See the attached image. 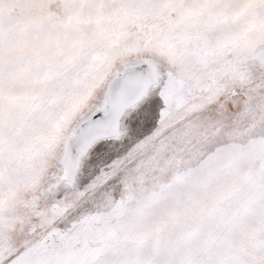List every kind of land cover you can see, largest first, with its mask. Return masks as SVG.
<instances>
[{"label":"snow or ice","instance_id":"6c2138e0","mask_svg":"<svg viewBox=\"0 0 264 264\" xmlns=\"http://www.w3.org/2000/svg\"><path fill=\"white\" fill-rule=\"evenodd\" d=\"M14 5L19 15L0 13V33L25 22L80 31L87 10L108 7L74 0L57 15L53 10L59 0H14ZM119 38L115 29L103 31L88 57L91 66L103 68L99 82L109 76L118 83L131 79L151 92L132 114L123 143L89 147L90 130L102 123L100 117L106 122L116 113L109 101L87 111L68 103L77 92L73 81L80 52L75 45L55 62L37 64V83L21 128L44 121L46 143L39 151L35 140L25 145L37 161L27 179L8 174L3 158L7 134L0 122V242L10 241L17 228L29 238L16 252L0 257V264H212L176 260L160 251L144 257L149 233L134 225L148 203L174 196L215 158L242 147L264 155V63L240 60L227 41L187 47L167 34L143 31L133 35L130 46L119 47ZM12 74L0 64V94ZM221 133L246 143L218 144ZM193 154L199 166L185 167ZM101 159L103 167L98 166ZM100 193L104 203L98 202ZM197 211L185 209L186 214ZM85 247L87 254L79 255ZM41 250L51 254L41 256Z\"/></svg>","mask_w":264,"mask_h":264},{"label":"rangeland","instance_id":"374dc122","mask_svg":"<svg viewBox=\"0 0 264 264\" xmlns=\"http://www.w3.org/2000/svg\"><path fill=\"white\" fill-rule=\"evenodd\" d=\"M72 2L59 0L60 6L54 8V13L63 14V5ZM86 3L108 7L101 12L95 8L87 10L80 18V31L25 22L0 33V64H7L13 73L2 82L0 94V122L7 134L3 158L12 178H29L37 164L35 157L25 151V145L35 140L39 151L46 143L44 121L21 128L28 95L37 83L38 63L55 62L73 45L77 46L80 54L73 81L77 92L68 103L86 106L87 111L88 107L103 106L109 101L107 87L114 76L99 82L103 68L91 66L88 57L103 31L117 30L119 47L130 46L133 35L143 31L167 34L182 40L187 47L227 41L228 49L240 60L251 58L250 62L257 65L264 63V0H86ZM0 13L15 18L19 10L14 0H2ZM150 98L151 92L146 91L137 104L121 114L114 137L92 144L123 143L129 134L132 114ZM216 142L245 144L246 139L230 141L221 133ZM198 161L199 156L193 154L185 167L197 168ZM105 164L101 159L98 166ZM97 199L99 203L105 202L103 193ZM191 207L199 211L186 214L185 209ZM134 228L149 233L141 249L147 258L160 251L176 260L258 264L264 258V155L260 150L242 147L215 158L211 166L194 173L174 196L148 203ZM27 239L17 228L10 241L0 242V257L16 252ZM87 252V247L78 249L81 256ZM50 254L49 250L40 253L44 257Z\"/></svg>","mask_w":264,"mask_h":264},{"label":"water","instance_id":"95a60500","mask_svg":"<svg viewBox=\"0 0 264 264\" xmlns=\"http://www.w3.org/2000/svg\"><path fill=\"white\" fill-rule=\"evenodd\" d=\"M122 83H118L115 80V77L111 79L108 84V99L113 107L114 97L112 96V92L117 90V86H120ZM146 91L142 89L140 86L138 88L132 90L127 96H125L122 100H120L118 104V108L115 111V118L110 119V123L107 125L100 124L95 126L90 130V136L92 138L91 144L95 141L108 139L114 137L117 134V120L121 116V114L129 107L137 104L145 95ZM101 121H104V117H100ZM116 124V126H115ZM89 144V146L91 145Z\"/></svg>","mask_w":264,"mask_h":264},{"label":"bare ground","instance_id":"6f19581e","mask_svg":"<svg viewBox=\"0 0 264 264\" xmlns=\"http://www.w3.org/2000/svg\"><path fill=\"white\" fill-rule=\"evenodd\" d=\"M138 86L139 85L136 83V81L131 80V79L127 80L126 82H123L120 86H117V90L112 92V96L114 97L113 108L115 111L118 108V104H119L120 100H122L125 96H127V94H129L132 90L138 88ZM104 121H102L101 124L107 125L110 123V120H108L106 122H104ZM115 126H116V124H115Z\"/></svg>","mask_w":264,"mask_h":264}]
</instances>
